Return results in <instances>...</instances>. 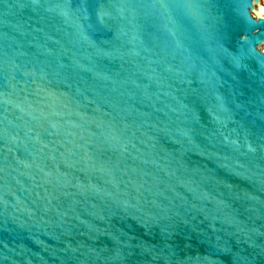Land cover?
<instances>
[{
	"label": "water",
	"instance_id": "obj_1",
	"mask_svg": "<svg viewBox=\"0 0 264 264\" xmlns=\"http://www.w3.org/2000/svg\"><path fill=\"white\" fill-rule=\"evenodd\" d=\"M262 13L0 0V264H264Z\"/></svg>",
	"mask_w": 264,
	"mask_h": 264
},
{
	"label": "rangeland",
	"instance_id": "obj_2",
	"mask_svg": "<svg viewBox=\"0 0 264 264\" xmlns=\"http://www.w3.org/2000/svg\"><path fill=\"white\" fill-rule=\"evenodd\" d=\"M261 4L263 6L264 9V0H261ZM256 9H258L257 5H256ZM264 15V13H262ZM254 16H257L256 14H253ZM261 48H264V44L261 46Z\"/></svg>",
	"mask_w": 264,
	"mask_h": 264
}]
</instances>
